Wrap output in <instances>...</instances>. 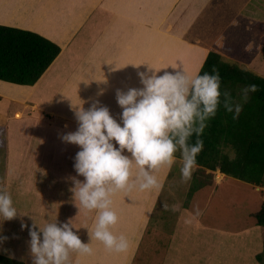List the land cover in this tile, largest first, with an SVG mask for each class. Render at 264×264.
Segmentation results:
<instances>
[{
	"label": "crops",
	"instance_id": "0c3cea01",
	"mask_svg": "<svg viewBox=\"0 0 264 264\" xmlns=\"http://www.w3.org/2000/svg\"><path fill=\"white\" fill-rule=\"evenodd\" d=\"M73 2L83 6L82 14L75 12ZM262 3L264 0L260 5ZM246 5H242V0H0V25L36 32L61 47L60 55L35 85H8L0 80L3 83L0 82L3 85L0 84V118L7 120L5 124L8 122L6 137L12 146L17 145L22 152L21 144L35 142L33 133L40 130L36 143L56 142L60 147L47 161L41 155L40 169L45 175L41 180L45 182L43 186L50 187H43L41 194V228L49 222L59 225L71 218L73 230L81 240L91 242L89 230L93 227L96 212L79 206L71 191L72 181L68 179L76 175L73 164L79 146L61 139L64 133L74 131L78 126L72 105L85 101L83 106L88 108L93 101L99 100L119 121L122 109L116 101V90L142 87L137 73L145 70L147 64L162 68L159 74L182 67L189 73L200 72L210 49L198 41L185 39L183 33L187 27L193 30L198 22L205 25L204 29L218 22V28L241 25L242 17L239 20L238 16L248 7L251 16H255V10L259 12L253 18L250 16L251 22L259 19L264 23L258 7ZM178 8L180 13L175 15ZM182 25L184 27L179 29ZM252 44L247 47L251 48ZM171 65L180 68L173 69ZM101 89L103 93L99 94ZM18 103L34 105V114L42 121H46L44 112L56 109L63 122L55 130L56 138L51 137L49 128L43 125L34 127L26 122V106V110L20 112L25 116L24 122L11 118L9 113L16 111ZM64 146L67 150L61 149ZM20 158L16 150L12 171L21 169L18 165ZM178 162L182 163L179 157L171 168L162 165L154 170L158 187L149 190L130 187L113 194V207L119 216L113 231L127 236L130 241L128 250H109L102 242L93 240L91 254L70 253L71 264H138L141 255L154 259L160 256L156 253L160 248V230L170 235L162 264H261L257 255L264 252V227L258 226L252 215L260 209L262 199L256 198L253 204L256 203L258 209L250 212L252 220L243 227H224L217 222L221 212L216 222L205 220L203 223L213 200L221 201L220 191L224 187L235 183L250 184L219 170L225 180L218 176L217 180L205 182L189 195L190 200L186 191L182 202L178 201L179 205H176L175 199L171 198L173 194L164 196L168 194L166 191H173V187L167 188L166 185ZM31 163V167L25 169L34 173L38 168L34 160ZM195 167L194 175L200 169L197 165ZM136 170L134 166L133 172ZM32 180L30 178L29 182L33 183ZM161 203L177 207L166 208L161 217L157 215L155 218ZM219 206H215L213 213L220 211ZM174 210L178 211L174 213Z\"/></svg>",
	"mask_w": 264,
	"mask_h": 264
},
{
	"label": "clouds",
	"instance_id": "9594fccd",
	"mask_svg": "<svg viewBox=\"0 0 264 264\" xmlns=\"http://www.w3.org/2000/svg\"><path fill=\"white\" fill-rule=\"evenodd\" d=\"M161 69L147 64L145 70L137 73L142 87L116 90V101L122 109L119 121L101 101L95 100L85 108L82 100V104L72 105L78 121L76 130L61 136L64 142L79 146L73 164L76 175L68 179L79 206L96 212L89 230L91 242L98 240L109 250L123 252L130 247L126 235L113 231L119 221L113 194L130 187H158L154 170L162 165L171 168L177 153L182 160L181 176L189 180L203 147L202 133L221 105V77L215 67L202 74L189 73L184 67L159 74ZM257 89L258 85L249 84L240 92L247 100L249 93ZM102 93L103 89L99 94ZM224 107L233 113V119L242 111V104L233 105L227 99ZM194 135L195 142H191ZM17 216L12 196L0 191V217L11 220ZM36 225L21 222V229L27 228L30 236L33 264H71L70 253L93 252L91 242H83L73 230L71 218L59 225L49 222L39 230ZM8 239L0 228V246Z\"/></svg>",
	"mask_w": 264,
	"mask_h": 264
},
{
	"label": "rangeland",
	"instance_id": "374dc122",
	"mask_svg": "<svg viewBox=\"0 0 264 264\" xmlns=\"http://www.w3.org/2000/svg\"><path fill=\"white\" fill-rule=\"evenodd\" d=\"M260 1L261 0H254L252 3H250L251 0H248V2H244L242 0V5L245 6L248 3L246 5L247 7L249 4V6L252 8L258 7V10L261 11L260 14L263 16L262 18H264V3L260 5ZM73 4L74 10L77 12V14H82L84 12L83 6H81L78 2H73ZM103 4L105 5V3ZM260 7L263 8L261 9ZM248 9L250 8L248 7L247 9H244L245 11H242V15L239 14L238 16L239 20L240 17H242L241 25L231 26V24H229L224 28H218L220 27L218 22L215 25H211V27L204 29L205 25L202 22H198L195 24L196 27L193 30H189L187 27L186 31L183 33V36L187 40L194 42L198 41L205 47H208L210 51H217L221 53L227 60L237 63L240 62L239 64L244 68L264 76V26H262L264 23L259 21V19L255 20V22H251V13L248 12ZM179 11L180 9L178 8L175 10L174 14L178 15L180 13ZM253 13L255 16L259 14V12H256V10ZM255 16L251 17L253 18ZM182 27L184 26H180L179 29ZM180 32L181 31H179V33ZM176 33L178 32L176 31ZM249 43H253L251 45L252 49L247 47ZM2 100H4V98H2ZM24 106L28 108L27 114H25L27 116L26 122H29L31 126L43 125L46 129L49 128L50 133H52L51 137L55 139V130L60 128V124L63 123L56 109H49L48 111L44 112V116H42L46 118V121H42V119H39L34 114L36 112V110L34 111V105L28 103ZM24 106L21 103L16 104V111L10 112L9 116L24 122L25 116L24 114L20 113L21 110H23L22 113L26 110ZM6 121L5 119L0 118V191H6L12 196L18 216L11 220H3V217H0V228H2L4 235L9 236V239L6 240L2 246H0V254L11 257L18 261H22L24 264H33L32 254L30 252L28 243L30 241L29 233L27 228L21 229V222H25L28 225H33L36 223L37 230H39V227H41V194L44 192L45 187L50 188L49 186H43L45 185V182L41 180V178L45 176L41 173L42 168L40 169L42 166L41 155L46 157L43 160L47 161V158L50 157L51 154H56V151H59L60 147L58 148L56 142L41 143L42 141H38L39 144L36 143L38 136H40V130H35L36 132L33 133V139L36 138V141L33 143L30 142L28 144H21L22 152H20V147L17 145L12 146L11 142L7 140L8 137L6 136L8 134L9 125H7L8 122L5 124ZM15 149L17 150V154L21 155L20 161L19 159L17 160L19 161L18 165H20L21 169H16L14 172L12 171V166L14 165L15 160ZM61 149L67 150L65 146L61 147ZM231 155L234 156L233 153ZM32 159L34 160V165L38 168V170L36 172L34 171V173H29L27 172L28 169L25 168L32 164ZM181 166L182 163L179 162L174 166L172 175L167 181L166 185V187H173V191H166L165 193L168 194L164 196L166 197L169 196V194H173L174 196L171 198L175 199L176 205H179L177 204L179 203L178 201L182 202L186 191H188L190 194L193 186H196L199 183L204 184L205 182H212V180H217L218 176L219 178L225 180L224 176L219 174V170H216L215 173L213 171H209L204 175L199 171V169L196 171V173L199 172V176L196 175V173L194 175L192 172L191 178L189 180H184L180 172ZM193 169L196 170L195 165ZM30 178L33 179V183L29 182ZM45 191L47 192L48 189ZM189 194L187 193V196H189ZM220 197L221 201L219 203H217L216 199L213 200L212 207H209L208 211L205 213L203 223H205V220L216 222L219 213L221 212L222 214L220 215L217 222L222 223L224 227L238 229L245 226L246 224H250V221L252 220L249 216L250 212L257 211L258 209L256 203L253 204L256 198L262 199L263 204L264 185L253 186L252 184L244 185L235 183L234 185L224 187V189L220 191ZM218 204L220 206L217 208H219L220 211H215L213 213V209ZM174 207L177 206L161 203L156 210L155 218L158 216L161 217L164 209H172ZM177 211L178 210H174V213ZM30 218H32V221ZM160 231L162 233L160 234V248H158L156 252L160 256H155L153 259L149 258L147 255H141L142 259L138 262V264L163 263L164 255L168 248L170 235L162 230ZM146 247L147 246L145 244L144 250H146ZM3 249H7V251H4ZM140 252L141 254L143 253V247L141 248ZM262 264H264V260Z\"/></svg>",
	"mask_w": 264,
	"mask_h": 264
},
{
	"label": "trees",
	"instance_id": "16d2710c",
	"mask_svg": "<svg viewBox=\"0 0 264 264\" xmlns=\"http://www.w3.org/2000/svg\"><path fill=\"white\" fill-rule=\"evenodd\" d=\"M60 53L59 45L36 32L0 25L1 81L33 86ZM213 67L219 71L223 95L216 115L208 120L202 133L203 147L196 156L195 165L200 167L199 171L204 175L206 170H220L241 181L263 186L264 76L211 50L199 73L211 72ZM249 84L258 85V89L249 93L245 100L240 89ZM226 99L233 105L242 104L238 118L233 119V113L226 112ZM195 139L194 135L191 142H195ZM176 155L180 158L179 153ZM204 184L193 186L189 195H193ZM252 216L258 226L264 227V202ZM257 259L262 264L264 253L257 255ZM0 264L24 262L0 254Z\"/></svg>",
	"mask_w": 264,
	"mask_h": 264
},
{
	"label": "bare ground",
	"instance_id": "6f19581e",
	"mask_svg": "<svg viewBox=\"0 0 264 264\" xmlns=\"http://www.w3.org/2000/svg\"><path fill=\"white\" fill-rule=\"evenodd\" d=\"M0 82H1V81H0ZM1 83H2V82H1ZM1 83H0V84H1ZM2 84H3V83H2ZM2 84H1V85H2ZM8 85H9V83H8ZM2 86H3V85H2ZM10 87H11V86H10ZM3 91H4V90H3ZM0 93H1V92H0ZM5 94H6V93H5ZM6 96H8V95H6ZM10 98H11V97H10ZM19 99H20V98H19ZM19 99H18V100H19Z\"/></svg>",
	"mask_w": 264,
	"mask_h": 264
}]
</instances>
